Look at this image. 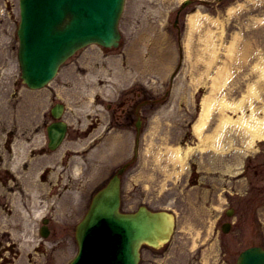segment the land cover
Instances as JSON below:
<instances>
[{"label": "rangeland", "instance_id": "rangeland-1", "mask_svg": "<svg viewBox=\"0 0 264 264\" xmlns=\"http://www.w3.org/2000/svg\"><path fill=\"white\" fill-rule=\"evenodd\" d=\"M221 1V3H216V0H209L208 3L203 4L200 1H195L196 3L187 5L178 17L181 33L179 34L173 25L179 0H126L119 22V28L123 35L120 47L103 50L96 45H89L67 60L61 71V77H59L62 78L66 74H73L74 67H80V71L84 68L85 72H89L88 67L100 68L101 70L108 65V59H115L113 61L114 63L111 64V74L113 76L114 74L121 75L120 82L125 87L128 86V82L135 81V74L138 77V80L133 82V85L131 84L132 86L129 88H133V91H127V99L134 97L137 94L135 91L142 92L144 95H148V97L156 98L154 104L144 107L146 120L142 134V143L139 149V158L124 175L121 208L124 210L133 209L142 201H145L146 204L153 208L161 206L174 207L177 210L178 231L173 240L177 245L173 246L168 257L163 259L158 258L156 260H153L154 258L151 256L152 250L144 247L139 264H179V253L181 251L182 263L195 264V259L197 262L200 260L207 261V258L203 259L204 254L212 253L213 251L212 248L206 252H204L205 249L199 248L193 251L190 248L193 237L196 238L197 245H200L201 242L196 232L191 231L189 225L185 224V221L190 220L193 222V226H195V219L198 218L196 216L197 214L195 211H192L193 214L189 216L187 210L204 209L205 217L203 221L208 223L209 220L208 226L210 227L212 226V214L208 211V206L211 202L207 203L208 205L203 204V202H190L188 203L189 208L185 206L183 210L184 201L181 199V187L183 185L181 165L179 164L180 162L174 161L170 150L173 148L171 145L179 144L186 121L191 120L195 114V100L202 92L195 90L193 78L196 76V72L193 71L194 73H191L190 67L188 68V72H186V62L190 65V61H194V57H196V52L198 50L199 52L201 51L199 45L201 47L203 45L202 35L206 33L204 30L205 25L190 32L189 25H186L187 17L185 11L199 8L208 10V12H214L213 14H216L224 21L223 32L226 34V38L234 33L233 30H237V32H242L253 36L252 38H256L258 45L260 44L258 39L263 37L264 44V0ZM239 1L243 3L237 7L238 9L230 17L222 16L228 4H234ZM10 2L12 39L8 48L10 50L11 65L14 66L16 63L17 49V41L14 37V27L17 22L16 10L14 11L16 0H10ZM214 31L217 30L215 29ZM192 33L193 36L191 37L190 34ZM189 36L191 37V49H189L188 55L186 53L184 67L182 69L180 68V70L178 69L173 80L170 82V69L172 70L180 61L179 40L180 38L182 39L181 42L187 52L185 38H190ZM133 39H138L134 49L135 52H139V56L136 57L133 54L129 57L130 63L128 59L124 61L123 65L131 67V71H128V73L120 72V66L117 67V61L122 54H126L128 48H133ZM136 60H139V62H136ZM79 70L75 71L76 75L73 79L75 81L81 75ZM235 71L232 73L231 80L227 85L229 89L227 91L236 92L237 94L239 91H235L232 88L236 87L235 85L239 87L242 83L246 85L248 80L256 79L257 74L243 73L244 70L238 67L235 68ZM90 73L92 72L90 71ZM239 74H244V77H241ZM81 76H84V74ZM99 77L103 81H109L103 79L104 76L101 74ZM204 85V87L207 86V84ZM167 90L168 93L164 95ZM262 93L264 101V79ZM152 109H154V115L151 112L148 115V111ZM123 133V149L118 148L117 152L115 153L114 151L112 156L109 153V158L114 157L119 152L124 154L125 157L131 154L133 144L132 127L128 128L124 125ZM172 154L175 156L174 152ZM236 197L234 204L244 213V216L248 215L245 219L241 213V216L245 219L243 220L238 214L241 223L245 226L247 235L243 239L244 242H241V239H239L241 237L238 236L239 233H235V231L232 234L230 233V235L223 236V239L227 243L219 250V253L221 261L225 260L227 262L224 264H231V261L242 246L259 240L263 241L264 244V234L261 237H257L259 236L258 233L264 230V221L262 223L260 222L262 220L261 218L264 220V200L262 204L256 200L246 201L240 199L241 196ZM246 205L248 209L245 207ZM241 223H239L236 231H241ZM205 244L207 243L203 245ZM207 246L211 247L210 243ZM69 252V248L64 250L57 260L65 258ZM213 253H215V250Z\"/></svg>", "mask_w": 264, "mask_h": 264}, {"label": "water", "instance_id": "water-1", "mask_svg": "<svg viewBox=\"0 0 264 264\" xmlns=\"http://www.w3.org/2000/svg\"><path fill=\"white\" fill-rule=\"evenodd\" d=\"M24 2L27 10H25V18L23 19L20 34L23 41V66L24 70H27L26 74L29 81H32V77H34L35 82L36 78H38L39 82L45 81L57 64L58 57H55V51L52 49L55 46L66 49L67 46H70L69 41L72 38L85 35L90 39L106 44H116V39L119 35L115 32V26L114 28L111 27L114 22L113 16L117 8H119L121 0H87L85 4L73 8V11L77 14L73 17L74 23L70 22L69 26L68 24L59 26L60 21H51V14L48 13L40 12V19H35L33 7L36 0H24ZM98 15L109 16L105 25H94ZM35 21L36 24H33ZM54 22H58L57 26L59 27H53ZM105 28H108V30H105ZM70 44H74L73 47L77 45L74 42ZM114 191V186H111L108 190L96 196L97 199L93 205L94 212L91 215V224H93L95 219L105 215L127 220L132 226L133 233L129 253L133 260L136 261L139 244L145 241L149 244L157 245L161 241L166 240L171 231V224L167 219V215L164 214L154 213L150 215L149 213H140L136 216L118 214L116 212L117 199H115L113 204L111 198ZM107 234H109V237L112 236L109 232ZM254 251L246 253L237 264H243V262L246 264H255L257 262L264 264V252L256 251L255 253ZM92 260L95 261V259Z\"/></svg>", "mask_w": 264, "mask_h": 264}, {"label": "bare ground", "instance_id": "bare-ground-1", "mask_svg": "<svg viewBox=\"0 0 264 264\" xmlns=\"http://www.w3.org/2000/svg\"><path fill=\"white\" fill-rule=\"evenodd\" d=\"M233 6L230 7V9H232ZM207 16V15H206ZM201 12L200 11H196L194 12L190 18H189V22L191 23L190 25V29L191 31H193L195 28H197L200 24H201ZM190 31V32H191ZM206 38H205V44H208V41L210 40V32L206 33ZM138 42V39H133L132 42V50L130 52L127 53L128 58L130 57L131 53H134L136 57H138V53L139 52H135L134 46L135 43ZM190 43V42H189ZM233 42L231 43V45L227 48V50H229L227 53L229 52H233ZM232 46V47H231ZM208 48V47H206ZM226 50V51H227ZM212 56L216 55L217 53L215 52V49H213L211 51ZM210 59V58H209ZM136 62H139V60H136ZM224 64H222V66H217L216 68V73L213 77L212 83H210V91L207 95L203 96V98L201 99V109L199 112V116L196 120V122L194 123V130L197 131L198 133H201L202 129L206 126L207 123V119L210 116V114L212 113V108L215 105H218L221 109H225V108H233L230 105V102L227 101L226 99H221L219 101H217L215 99L214 94H216L217 91H220L221 88H223V86L225 84H227L228 81V77H229V70L226 66H223ZM261 74L264 77V62L261 64ZM247 93L248 95H255L256 94V88L253 84L249 85L248 89H247ZM247 95V94H246ZM244 96V95H243ZM237 101L233 106L234 107H241L242 102L244 100L245 97H243ZM256 96V95H255ZM250 97V96H249ZM235 109V108H233ZM250 116L249 118H244L241 117V122L243 123L245 130L250 132L253 135H261V129H262V125L264 124V116H257L254 114V110L253 108L250 111ZM230 122L229 116L228 115H224L223 118L220 120L219 122V128H222L224 125L228 124ZM174 154L176 157H178L180 155V150L178 147H176L174 150Z\"/></svg>", "mask_w": 264, "mask_h": 264}, {"label": "flooded vegetation", "instance_id": "flooded-vegetation-1", "mask_svg": "<svg viewBox=\"0 0 264 264\" xmlns=\"http://www.w3.org/2000/svg\"><path fill=\"white\" fill-rule=\"evenodd\" d=\"M11 155L10 153H8V160H7V163H6V168H5V172L7 174V176L9 178H12L13 179V185L12 186H9V188L11 190H20L21 189V182H18L15 177H14V174H12L10 171H9V166H10V163H11ZM58 163H60V167L62 168V170H66L67 168L71 167L73 165V162L71 160V153L66 151V153L60 157V158H56V163L55 165H57ZM90 164V161L88 162L87 166H89ZM42 179L45 177V174H42L41 175ZM60 180H61V177L58 178V181L55 182L54 180H49V184H50V188H49V196H54L58 193H62L66 190L67 186L70 184V180L69 181H65L63 182L62 184V187L60 185ZM53 198V197H52ZM32 201L29 200L28 197H24L23 200H22V206L24 208V210L26 211L25 213V217L27 219H29V213L30 211L33 209L32 208ZM63 225L61 227H55L53 226V224L50 226V229L52 231H59L61 233H65V234H69V233H72L73 232V226L70 225V223L68 221L66 222H63L62 223Z\"/></svg>", "mask_w": 264, "mask_h": 264}]
</instances>
